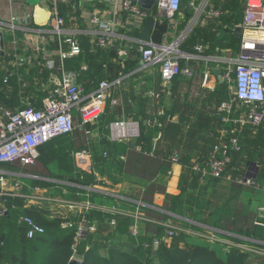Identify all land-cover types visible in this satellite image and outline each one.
I'll use <instances>...</instances> for the list:
<instances>
[{
	"label": "built area",
	"instance_id": "1",
	"mask_svg": "<svg viewBox=\"0 0 264 264\" xmlns=\"http://www.w3.org/2000/svg\"><path fill=\"white\" fill-rule=\"evenodd\" d=\"M110 1V19H105L101 13L94 14L90 19V23L95 26V30L92 32L93 45L102 49L110 47L113 40L118 39L116 37L123 36L120 32L122 28L141 31L143 23L149 19L155 20L156 24H163L165 20L174 18L184 2L197 10L199 9L200 16H203L204 19V25L221 26V18L229 12L224 8V5L213 4V0H156L154 10L145 9L134 0ZM242 1L244 4L243 20L238 24L242 36L237 53L224 57L203 56L207 61L222 62L225 65L219 68L220 77L222 82L228 83L230 97L213 108V114L219 116L226 125L218 130V143L209 149L204 158H196L193 164V170L200 175L201 180L211 177L231 179V176H227L226 172L232 161V154L242 150L240 134L248 127L257 129L264 127V0ZM48 12L52 17L47 30L54 36H58V58H51L49 55L48 38H43L44 42L37 38H30L34 41L29 45L31 47L29 54L25 57L15 55L17 66L31 65L39 55L42 58L40 70L47 69L51 72V89L43 100V106L37 107L27 102L24 107L14 110L0 105V162L8 165L19 164L22 168L36 164L40 158L42 145L54 138L73 134L75 130L84 131L88 137V144H91L92 126L98 124L109 104L113 107L123 106L121 95H117L116 90H119L125 80L134 73L121 75L114 79L90 80L91 85L87 87V84H84L81 79L90 70L89 64L81 62L79 69L68 68L67 65L68 60L83 53L81 38H78L74 32L66 31V20L60 13L59 0L51 1ZM31 18V13H26L22 17L14 16L8 26L14 31L23 26L26 34L31 33L32 35L33 31L42 29L29 26ZM186 36L187 31L182 33L177 40L171 42L156 43L150 40H140L139 50L142 65L137 71L158 68L164 90L176 77L193 78L197 74V70L188 65V62H191L195 55L180 48ZM18 41L19 39L15 38L16 44ZM198 49L199 52H203L204 46L199 45ZM125 53L126 50H121V54ZM185 62H187L186 65ZM4 81L8 82L7 76ZM204 85L207 86L205 82ZM148 96L160 100L159 91L151 90L148 92ZM159 113L161 115L162 110ZM148 124L162 125L155 120L149 121ZM140 134V121L127 115L125 109H122V117L110 122L108 126V139L112 142L132 141ZM88 146L78 149L73 155L79 169L92 173L95 170L94 155L91 145ZM103 154L107 156L108 152L105 151ZM181 157L180 150L174 148L169 155V160L172 164H177L180 163ZM120 159L126 161V155L121 154ZM258 159L257 162L250 165L243 178L237 179V182L251 189L264 191V169L261 170L260 158ZM167 174L168 176L173 175L172 168L168 170ZM15 177L18 179L15 180ZM21 177L31 176L23 171L0 168V186L2 188L0 190V214L9 213L7 198L20 199L24 206H42L51 203L66 206L71 211L78 209L80 215L76 243L85 239L89 232H94L100 225L98 220L92 221L89 218L95 209L109 213L103 222L111 232L117 228L116 215H126L132 218L129 230L134 236L139 234L140 224L143 220L155 221L142 212L141 206L146 204L139 196L133 198L135 209L126 210L122 208L119 201L112 205H96L90 198L86 200L69 198L66 189L61 191L59 188H53L51 190V188L37 185L30 188L28 192H24L25 183ZM10 180H13L12 186L8 185ZM101 181L106 182L107 185H100ZM110 185L111 183L105 176L97 175V184L87 186L86 189L121 197L111 191ZM60 191L62 195H60ZM258 216L264 219V206L259 207ZM18 220L27 225L29 238L45 231L43 225L36 222L30 215H20ZM159 223L166 226L168 231L164 237H155L152 241L147 242L145 244L147 248H155L162 242L170 244L172 238L181 230L177 224L169 221ZM257 223L264 225V222ZM202 227L203 232L191 229H187V232L201 236L211 243H221L226 250L236 247L260 258L248 264H264V241H258V245L254 246L252 239L245 238V242H238L218 236L217 233L223 231L217 228L209 225H202ZM227 234L232 235L231 233ZM76 243L73 246L71 260L84 261V257L77 252Z\"/></svg>",
	"mask_w": 264,
	"mask_h": 264
},
{
	"label": "trees",
	"instance_id": "2",
	"mask_svg": "<svg viewBox=\"0 0 264 264\" xmlns=\"http://www.w3.org/2000/svg\"><path fill=\"white\" fill-rule=\"evenodd\" d=\"M231 3L236 11L229 14L228 19L233 18L232 15H239L242 4L235 0ZM213 27L210 26L208 29L212 30ZM224 30L223 26L221 31ZM199 32L200 27H196L190 37L181 44V49L194 52L193 45L196 42L206 39H211L213 43L216 41V38H198L201 34ZM82 46L83 53L69 60L68 67L79 69L81 62L86 61L92 72L85 73L83 80L105 77L103 65L107 62L108 52L113 48L95 47L87 36H83ZM177 78L179 77L174 78L173 83ZM156 81L162 83L160 71L157 73ZM221 88V91L217 90L207 96V101H210L208 105L203 104L206 108L199 113L196 125L199 127V138L193 151L201 148L204 149L203 152L209 151L218 143V130L226 126L219 116L213 114V105L209 104L214 101L228 100L230 97L228 83H224ZM109 105L100 119V132L104 142L103 150L95 148L93 152L95 170H99L111 181V187H118L122 181L129 183L131 192L123 195L130 198L141 197L147 204L141 206L142 212L155 221L143 220L139 234L134 236L129 230L132 218L116 215L117 228L111 232L109 227L101 225L109 213L95 209L89 218L92 221L98 220L100 225L94 232H89L85 239L76 243L78 219L75 216L70 219L51 217L49 210L38 206L25 207L20 199L7 198L9 213L0 214V264H68L73 255L75 243L78 254L84 257V264L250 263L249 259L253 256L251 253L236 247L226 250L223 244L211 243L201 236L188 233L187 229L203 232L202 225H209L223 231L217 233L222 238H230L238 242H245L246 237L264 240V225L257 223L264 222V219L258 216L259 207L264 206V192L261 189L249 191L238 187V191L230 199H223L230 191L228 186H222L226 179L211 177L203 183L200 175L193 170L195 159L192 153L188 155L186 153L180 160L183 165L179 180L180 193H167L163 186L164 182L161 184L158 179L167 176L172 163L169 156L166 155L163 158L153 151L154 139L162 131L159 125L144 122V119L153 121V115L144 113V119L140 121L141 134L138 138L132 141L112 142L107 137V126L118 118V114ZM157 105H162V100L160 102L158 99ZM240 141L242 150L232 154L233 158L226 172L227 176H231L229 181L233 186L239 185L237 179L245 176L249 162L260 158V168L264 169V127L246 128L240 134ZM81 146L83 144L76 143L71 136L57 137L40 147L41 156L35 165L22 168L19 164L8 165L0 162V168L70 182L75 185H68V187L74 191V194L77 193V198L83 200L90 198L96 205L116 204L119 199L114 195L86 189L87 186L97 184V176L93 172L89 173L76 167L73 153ZM105 151L108 152L107 156L103 154ZM172 151L173 149L169 153ZM121 154L126 155V161L120 159ZM206 154L200 157L204 158ZM113 166L118 167L116 174L110 170ZM22 180L25 183L24 192H28L33 186L50 185L48 181L38 178L23 177ZM99 184L106 185V182L101 181ZM135 191H139L140 194H136ZM157 192H163L166 196L161 209L150 206L153 205V196ZM216 198H219L221 203L215 202ZM120 202L122 208L135 209L133 202L126 199H120ZM23 214L32 216L36 222L43 225L45 231L29 238L27 225L18 220ZM167 221L177 224L181 230L172 238L170 244L162 242L155 248H147L145 246L147 242L155 237L162 238L166 235L168 228L159 222ZM252 244L258 245L253 242Z\"/></svg>",
	"mask_w": 264,
	"mask_h": 264
},
{
	"label": "crops",
	"instance_id": "3",
	"mask_svg": "<svg viewBox=\"0 0 264 264\" xmlns=\"http://www.w3.org/2000/svg\"><path fill=\"white\" fill-rule=\"evenodd\" d=\"M51 1L52 0H0V31L3 32L4 41H5V55L0 56V105H3L4 107L16 110V109H20L24 107L27 104V102H30L37 107H42L43 100L48 96L50 92L51 72L47 69L44 71L40 70V62L42 60L41 56L37 55L35 58V62L31 65L17 66V64H15V55L17 57L18 56L25 57L29 54V51H30L29 48H31L29 45L34 41V39L31 40L30 38H37L38 40L43 41V42H44L43 38H48V41L50 43L49 44L50 45L49 55H51V58H55V59L58 58L57 56L59 52L58 41H57L58 36L55 35L56 36L55 37L53 33L47 30L49 21L52 17L51 14L48 12V7ZM231 1L232 0H213V4L222 5V6L224 5V8L229 11L227 14H225L221 18L220 21L222 23H221V26L219 27H215L214 25H204L203 23L204 19H203V16H200L201 14L199 13V9L197 10L195 7H191L187 2L186 3L184 2L181 10L178 12V14L174 18L165 20L163 24L161 23L156 24L155 29L153 30L151 34L150 41L156 42V43H164V42H171V41L177 40L182 35V33L187 31V36L185 38L186 40L196 30V27H200V32L201 34H203V36L199 34L198 38H216V41L214 43L211 39H206L203 41L196 42L193 45L194 52H189V53L195 55V57L191 62H188V65L193 66V68L197 70V74L191 79L189 78L186 79L184 76H180L175 81L178 84L186 85L184 87L185 88L184 94L185 96H187L186 97L187 102H194L195 103L194 105L197 104L196 101L197 102L202 101L204 105H208V102L210 101H207V96L210 93L215 92L217 90L221 91L222 89L221 86L224 85V82H222L219 79V75L214 70L222 68L225 65H223L222 62L207 61L204 59L203 56L204 55H209V56L216 55L220 57L232 56L237 53V50L239 48V44L241 42L242 31H239L237 33V29L239 28L238 24H240L243 20L244 4L242 0H235V1H239L242 3L241 9L238 12L239 15L238 16L232 15L234 17L228 19V15L233 14V12L236 11V9L232 7ZM220 2H223L224 4ZM110 3H111L110 0H59L60 13L65 17V20H66V23H65L66 31L76 33L78 38H81V41H82L83 36H87L88 38H90L93 44L92 38L94 37H93L92 32H94L95 26H93L90 23V19L96 13H101L105 19H110L111 17L110 10H109ZM154 8L155 6H153V8L150 10H154ZM39 9L46 10V12L48 13L47 19L43 23L37 21V11ZM26 13L32 14V18L30 20L29 26L42 29V30L33 31L32 32L33 36L31 35V33L26 34L23 26L17 28V30L15 31L8 26V23L11 22L14 16L22 17ZM143 24L144 26H142L141 31H137L135 29H130V28H126V29L122 28L120 30L123 36L116 37L118 39L113 40L112 44L110 45V47H112L113 50L108 52L107 62L103 65L105 77H102V78L97 77L95 79V81H98L103 78L114 79L121 75L130 74L134 72L128 79L125 80L121 88L119 90H116V94L121 95V98L123 100V103H122L123 106L113 107L109 105L111 109L118 114V118L122 117V109H125V111L127 112V115H130L131 117L139 121H142V119H144V116H145L144 113L152 114L153 120H156L157 116H161L164 113L163 109L160 107L162 105H159V106L157 105V98L148 96V92L151 90L159 91L161 100H162V97L165 96V93L162 92L164 91L163 89L164 87L162 86V83L156 81V76H157L159 69L154 68L152 70L137 71L142 65L141 53L139 50V45L141 43L139 41L140 40L146 41L145 39H143V33H144V30L146 29L147 21L144 22ZM210 26H214L212 30L208 29V27ZM223 26L225 30L221 31V28ZM124 32H125V35H124ZM15 38L19 39L17 44L15 43ZM199 45L204 46L203 52H199V49H198ZM121 50H126V53L121 54ZM68 62L69 60L67 61V63ZM83 62H86V61H83ZM186 64L187 62H185V65ZM90 72H92L91 69L88 71V73ZM6 76L8 77V82L4 81ZM90 80L91 79H88L89 81L88 82V81L83 80V78L81 79V81L84 84L87 83V87H90L91 85ZM204 82L206 83V85H208V82H209V86H205ZM172 86L174 87L173 81L171 84H169L166 87L168 89V88H171ZM204 89L209 91L208 94H203ZM196 90L199 92H196ZM194 91L196 92V94H198L196 96H199L202 98H196V100L195 99L192 100L190 96L195 94ZM161 100L159 101L161 102ZM219 101H214L209 104L211 106L213 105L212 107L215 108L217 105L221 103V101L220 102ZM160 110H162L161 115L159 113ZM198 118H199V114H197V116H190V115L187 116V129L188 130L191 128V126L195 127V125H197V122L199 120ZM176 119H178V116L171 118V120L177 123V121H175ZM149 121H151V119H144V122L146 124L149 123ZM108 126H107V129H108ZM92 128H93V133L91 137L92 138L91 144H88V137L86 133L81 130H75L73 134L67 135V137L71 136L75 140L76 143L83 144V146H81L80 148L91 145L93 152L95 148H99V150L101 149L103 150L102 146L104 142L103 140L104 137L102 133L100 132V120L98 124L92 126ZM196 129H197V132H194L190 136L187 135V142L184 144V149L181 147L180 148L175 147L180 150V153L182 155L186 153L187 155L189 153H192V156L194 157V159L208 152V151L203 152L204 151L203 148H201L200 150L193 151L195 144L197 142V139L199 138V127L196 126ZM194 134L196 135L192 136ZM107 137H108V134H107ZM169 154L170 153L168 152V154L166 155L169 156ZM166 155L158 154V156L163 157V158ZM258 160L259 159L257 158L256 160L249 162L248 163L249 165L247 166L246 169L248 170L250 168V165L253 164V162H257ZM74 162H75V159H74ZM75 165H76V162H75ZM182 170H183V165L181 163L172 164L173 175L168 176L167 174V176L158 179L159 180L158 182H161V184L162 182H164L163 186L165 187L167 193H171V194L180 193L179 180H180ZM28 175L31 176L32 178H38L41 180L48 181L50 185L44 186L45 188H48V189L51 188V190H53V188L54 189L59 188L61 189V191L62 189H66L69 193L68 194L69 198L77 199V193H75L76 194L75 195L74 191L68 187V185L73 186L75 184H72L70 182H65L59 179H53V178L46 177V176H37V175H32V174H28ZM105 178L107 179L109 183H111V181L107 177ZM16 179L18 178L15 177V180ZM225 179L226 180L222 183L223 187L228 186L230 189L235 188L234 190H232L233 194H230L229 192L227 193L228 195L227 197H232V195H234L235 192L238 191L239 189L238 187H242L243 189L249 190V191L253 190L249 187L246 188V186H244L243 184L239 182H237L239 185L233 186L231 185L229 181L231 179L229 178H225ZM207 180L208 179L201 180V181L204 183V182H207ZM12 181L13 180L9 181L8 183L9 186L13 185ZM111 185L109 186L111 191L115 193L116 195L121 196V197L115 196L119 199V202H120V199H126L130 202H133L132 197L130 198V197L123 195V194L128 193V190L130 189L129 183H125V182L123 183L122 181L118 185V187L117 186L111 187ZM1 189L2 188L0 186V190ZM61 191H60V195H62ZM135 192L136 194H140L139 191H135ZM224 192H226V190ZM165 201H166L165 194L163 192H157L153 196V205H150V206L161 209ZM25 207H32V206L25 205ZM38 207L51 211V217H58V216H55V214L59 212L61 207L63 206L58 205V204L46 203ZM73 212L80 213L78 209L73 210ZM258 214H259V209H258ZM101 225L105 226L104 222H101ZM246 238L252 239L253 243H257L258 241L259 242L264 241L262 239L256 240L251 237H246Z\"/></svg>",
	"mask_w": 264,
	"mask_h": 264
},
{
	"label": "rangeland",
	"instance_id": "4",
	"mask_svg": "<svg viewBox=\"0 0 264 264\" xmlns=\"http://www.w3.org/2000/svg\"><path fill=\"white\" fill-rule=\"evenodd\" d=\"M185 86H186L185 84H178L177 82H174V87L172 86L171 88L162 91L163 93H165V96L162 97V106H161L164 113L163 115H161V117L157 116V119L155 120V122H159L162 124L159 127L160 129H162V131H160L154 139L153 151L155 153L166 155L168 154V152H170L172 149L178 146H181V148L184 149V144L187 142V135L190 136L194 132H197L196 125L195 127L191 126L189 130L187 129V116L189 115L197 116V114H199L200 111L206 107H204L202 101L200 102L196 101L197 103L196 105L198 106L194 105L195 104L194 102H187V98H186L187 96H185L184 94ZM207 86H209V82ZM196 92L199 91L196 90ZM196 92L194 91L195 94L190 96L192 100L193 99L196 100V98H202L196 96L198 95L196 94ZM208 92H209L208 90L204 89L203 94H208ZM175 116H178V119L175 120L177 121V123L171 120V118ZM195 135L196 134L192 136ZM45 158L47 157L45 156ZM110 170H112L113 174H116L118 172V167L113 166L111 167ZM93 173L96 176L103 175L102 173L99 172V170H94ZM234 189L235 188H231L229 193L233 194L232 190ZM128 192H131V190L129 189ZM219 198L222 199L221 197ZM219 198H216V200L214 201L217 203H221ZM225 198H230V197H223V199ZM79 215L80 213H74L73 210L72 211L69 210L66 206L61 207L60 211L55 214V216L61 218H67V219H70L73 216H75L78 219ZM259 259L260 258L257 256H252L250 262L257 261Z\"/></svg>",
	"mask_w": 264,
	"mask_h": 264
},
{
	"label": "water",
	"instance_id": "5",
	"mask_svg": "<svg viewBox=\"0 0 264 264\" xmlns=\"http://www.w3.org/2000/svg\"><path fill=\"white\" fill-rule=\"evenodd\" d=\"M134 1L138 2L143 8L150 10L153 8L156 0H134ZM47 16H48V13L46 12V10L39 9L37 11V21L38 22L43 23L47 19ZM155 26H156L155 20L149 19L147 21L146 29L144 30V33H143V39L147 41L151 40V34L153 30L155 29ZM239 31H241L240 28L237 29V33ZM3 55H5V41H4V34L2 31H0V56H3ZM214 71L219 75V79L221 80L220 70L215 69ZM68 264H84V261L73 259V260H70Z\"/></svg>",
	"mask_w": 264,
	"mask_h": 264
}]
</instances>
